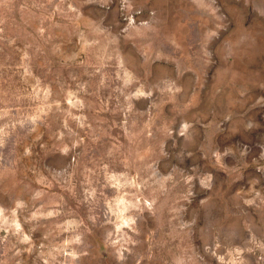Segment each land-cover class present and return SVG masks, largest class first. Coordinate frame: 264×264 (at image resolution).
<instances>
[{
	"label": "rangeland",
	"instance_id": "obj_1",
	"mask_svg": "<svg viewBox=\"0 0 264 264\" xmlns=\"http://www.w3.org/2000/svg\"><path fill=\"white\" fill-rule=\"evenodd\" d=\"M0 264H264V0H0Z\"/></svg>",
	"mask_w": 264,
	"mask_h": 264
}]
</instances>
